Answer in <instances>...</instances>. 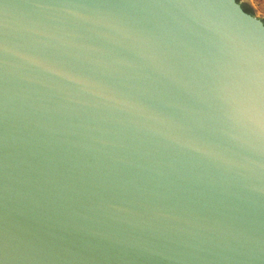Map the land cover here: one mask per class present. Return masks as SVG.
<instances>
[{"label": "water", "instance_id": "1", "mask_svg": "<svg viewBox=\"0 0 264 264\" xmlns=\"http://www.w3.org/2000/svg\"><path fill=\"white\" fill-rule=\"evenodd\" d=\"M0 264H264V21L0 0Z\"/></svg>", "mask_w": 264, "mask_h": 264}, {"label": "rangeland", "instance_id": "2", "mask_svg": "<svg viewBox=\"0 0 264 264\" xmlns=\"http://www.w3.org/2000/svg\"><path fill=\"white\" fill-rule=\"evenodd\" d=\"M251 9V12L264 21V0H241Z\"/></svg>", "mask_w": 264, "mask_h": 264}, {"label": "trees", "instance_id": "3", "mask_svg": "<svg viewBox=\"0 0 264 264\" xmlns=\"http://www.w3.org/2000/svg\"><path fill=\"white\" fill-rule=\"evenodd\" d=\"M242 6H243L245 11L252 13L251 9L248 6H246V5H242Z\"/></svg>", "mask_w": 264, "mask_h": 264}, {"label": "flooded vegetation", "instance_id": "4", "mask_svg": "<svg viewBox=\"0 0 264 264\" xmlns=\"http://www.w3.org/2000/svg\"><path fill=\"white\" fill-rule=\"evenodd\" d=\"M242 5H244V4L242 3Z\"/></svg>", "mask_w": 264, "mask_h": 264}]
</instances>
